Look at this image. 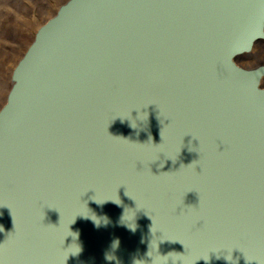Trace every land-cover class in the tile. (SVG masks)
<instances>
[{
  "label": "water",
  "instance_id": "obj_1",
  "mask_svg": "<svg viewBox=\"0 0 264 264\" xmlns=\"http://www.w3.org/2000/svg\"><path fill=\"white\" fill-rule=\"evenodd\" d=\"M263 24L264 0L61 5L0 107V264H264V72L234 62Z\"/></svg>",
  "mask_w": 264,
  "mask_h": 264
},
{
  "label": "rangeland",
  "instance_id": "obj_2",
  "mask_svg": "<svg viewBox=\"0 0 264 264\" xmlns=\"http://www.w3.org/2000/svg\"><path fill=\"white\" fill-rule=\"evenodd\" d=\"M64 0H0V102L10 85L12 69L32 42L36 30L55 14ZM264 42V40L262 41ZM251 65L264 55L250 54Z\"/></svg>",
  "mask_w": 264,
  "mask_h": 264
},
{
  "label": "bare ground",
  "instance_id": "obj_3",
  "mask_svg": "<svg viewBox=\"0 0 264 264\" xmlns=\"http://www.w3.org/2000/svg\"><path fill=\"white\" fill-rule=\"evenodd\" d=\"M69 1L71 0H64V2L62 4H67ZM58 10V9H57ZM57 12V11H56ZM55 12V13H56ZM55 15V14H54ZM52 15V16H54ZM51 16V17H52ZM50 17V18H51ZM264 26V24H263ZM37 31V30H36ZM264 32V31H263ZM34 38V37H33ZM264 40V37L260 40H257V41H254L251 46H250V49L246 52V53H243L241 55H238V57H236L234 59V62L240 66V67H243V68H247L249 70H252V69H256V68H262L263 69V72H264V61H260V64H256L255 66L254 65H251L250 62H245V60H247L246 58L249 57L250 54H255V55H264V42H262ZM30 45V44H29ZM28 45V46H29ZM27 49V48H26ZM26 50H24L25 52ZM24 54V53H23ZM22 54V55H23ZM22 57V56H21ZM20 57V59H21ZM19 59V60H20ZM18 60V61H19ZM17 61V62H18ZM17 64V63H16ZM15 64V65H16ZM15 67V66H14ZM11 84H12V81L10 79V85H8V90L7 92L9 91V88L11 87ZM258 87L259 88H264V75H260V77L258 78ZM7 92L4 94V99L0 102V107L3 105V103L5 102V97L7 95Z\"/></svg>",
  "mask_w": 264,
  "mask_h": 264
},
{
  "label": "clouds",
  "instance_id": "obj_4",
  "mask_svg": "<svg viewBox=\"0 0 264 264\" xmlns=\"http://www.w3.org/2000/svg\"><path fill=\"white\" fill-rule=\"evenodd\" d=\"M0 230H2V228H0ZM170 254H172V253H170ZM205 260H207V259H205Z\"/></svg>",
  "mask_w": 264,
  "mask_h": 264
},
{
  "label": "flooded vegetation",
  "instance_id": "obj_5",
  "mask_svg": "<svg viewBox=\"0 0 264 264\" xmlns=\"http://www.w3.org/2000/svg\"><path fill=\"white\" fill-rule=\"evenodd\" d=\"M263 31H264V26H263Z\"/></svg>",
  "mask_w": 264,
  "mask_h": 264
}]
</instances>
